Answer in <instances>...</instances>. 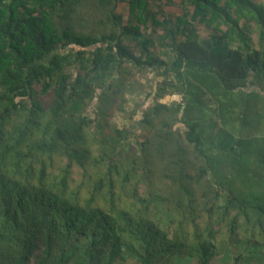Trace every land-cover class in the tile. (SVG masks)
<instances>
[{
  "label": "trees",
  "instance_id": "16d2710c",
  "mask_svg": "<svg viewBox=\"0 0 264 264\" xmlns=\"http://www.w3.org/2000/svg\"><path fill=\"white\" fill-rule=\"evenodd\" d=\"M180 257L264 264V0H0V264Z\"/></svg>",
  "mask_w": 264,
  "mask_h": 264
},
{
  "label": "rangeland",
  "instance_id": "374dc122",
  "mask_svg": "<svg viewBox=\"0 0 264 264\" xmlns=\"http://www.w3.org/2000/svg\"><path fill=\"white\" fill-rule=\"evenodd\" d=\"M170 11L180 14L182 12L180 6H175L172 8H168ZM186 65V63H182V66ZM137 81H134L133 84H129V91L126 92L125 98L126 101L119 107L115 106L114 110H112V122L117 124L121 128H132L133 121L135 122V126H133L134 134L139 135L142 139L144 137L145 131L141 128H138V118H141L142 109L146 107H140L142 104L147 103V105L153 102L155 91V83L161 80V77L156 76L155 73L151 71L140 72L136 74ZM152 93L150 97L148 94ZM175 100H181V96L168 95L164 98L159 99L160 102H164L167 104H173ZM134 110H138L137 114L134 116L132 112ZM139 114V115H138ZM135 117V119H134ZM175 264H196V262L191 258H177ZM213 264H230V259L224 260L223 258H214Z\"/></svg>",
  "mask_w": 264,
  "mask_h": 264
}]
</instances>
